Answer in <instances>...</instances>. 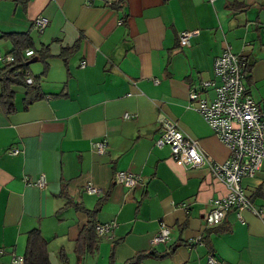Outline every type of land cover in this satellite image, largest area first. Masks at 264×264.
<instances>
[{
    "label": "crops",
    "instance_id": "crops-1",
    "mask_svg": "<svg viewBox=\"0 0 264 264\" xmlns=\"http://www.w3.org/2000/svg\"><path fill=\"white\" fill-rule=\"evenodd\" d=\"M38 16L48 19L41 29ZM181 31L192 32L189 46L178 43ZM13 33L32 41L19 52L34 59L25 67L33 81L0 78V264H20L13 258L35 228L51 264H62L61 251L66 264H119L139 251H154L140 264H210L208 256L264 264V160L241 179L251 201L241 219L230 207L204 227L225 184L158 143L164 115L215 163L228 158L187 95L212 93L201 81L219 83L214 59L228 48L245 65L244 90L264 108V0H0V55H14ZM103 137L98 154L92 143ZM118 170L136 175L135 185L116 183ZM41 173L43 187L35 184ZM86 183L101 193L83 192ZM62 191L83 209L98 205L96 222H115L81 258L74 239L87 214ZM161 223L168 239L152 244Z\"/></svg>",
    "mask_w": 264,
    "mask_h": 264
},
{
    "label": "built area",
    "instance_id": "built-area-1",
    "mask_svg": "<svg viewBox=\"0 0 264 264\" xmlns=\"http://www.w3.org/2000/svg\"><path fill=\"white\" fill-rule=\"evenodd\" d=\"M47 18L38 16L33 21L37 29L43 28ZM191 31H181L178 35V43L181 46H189ZM32 50H27L30 55ZM11 55H0V60L12 61ZM83 65V62L81 63ZM212 72L219 79V83L213 80H202L200 90H211L209 96L199 95L198 90H189L187 101L196 102V109L209 123L220 140L229 149L226 160L215 163L205 154L197 142L178 129L176 123L166 116L160 118L161 137L158 143L168 144L171 155L183 165L190 167L207 166L211 173L227 188V194L223 198L213 200L212 209L203 214L204 227H209L221 221L225 212L233 207L238 219H241L240 210L251 207V201L245 195L241 179L256 173L264 160V108L257 105L252 98L244 93L242 84V62L238 56L232 54L226 48L222 54L214 59ZM26 82L32 78L27 77ZM106 139L93 141L95 152L103 153ZM13 152H16L14 149ZM136 176V175H135ZM134 175L124 170L115 171L113 178L118 184L125 187H133L137 179ZM36 184L45 185V177L40 174ZM85 193L100 194L101 189L91 183L84 186ZM259 214L260 209H254ZM95 233L97 235H112L115 226L114 221L96 222ZM169 227L161 223L158 231L152 237V244L165 242L168 238ZM22 256L16 255L13 263H21ZM210 264H225L213 256H208Z\"/></svg>",
    "mask_w": 264,
    "mask_h": 264
},
{
    "label": "trees",
    "instance_id": "trees-1",
    "mask_svg": "<svg viewBox=\"0 0 264 264\" xmlns=\"http://www.w3.org/2000/svg\"><path fill=\"white\" fill-rule=\"evenodd\" d=\"M13 37L16 41L19 42V45L14 49V55L12 56L13 59L10 62L9 61L6 62V64H4L3 66H0V78L5 77V79L7 80L6 85L18 84V83H21L24 81L26 82L25 79L27 77L26 75L28 74L27 71L25 70V67L27 66V64H26L25 60H22V58H21L22 55L20 54L21 52H19V51L24 49L27 46H30L32 44V41L30 40V38L28 37L27 34L25 35V34L13 33ZM18 52H19V56L17 54ZM244 66H245L244 63L242 62V73L245 70ZM32 81H33V78L31 80V82ZM31 82H26V83L30 84ZM242 84H243V82H242ZM3 85L6 88V85L5 84H3ZM4 93L5 92H3L2 94H4ZM244 93L247 96H249V94L245 90H244ZM7 95H11V92H7ZM41 174H43V173H41ZM35 184H36V182H35ZM45 184H46V182H45ZM85 185H83V187H82L83 192H85V189H84ZM39 187H41V186H39ZM61 194L67 198V202H66L67 204H73L75 208H77V209L80 208L81 210H84L87 214L86 222L80 227V229L78 231V235L74 239L73 250L75 252L76 257L81 258L85 253H91L97 245V239H96V233H95V229H94L95 226L94 225L96 223L95 213L98 209V205L94 209H91V210L83 209V207L80 206L79 204L72 203L69 195L65 191H62ZM102 198H104V197H102ZM158 229H159V227H158ZM158 229H157V231H158ZM169 232H170V228H169ZM168 236H169V234H168ZM114 244H115V241L113 242L112 247L114 246ZM152 254H154V251H139V252L131 255L130 257H128L126 260H124L123 262H121L119 264H140L141 260L144 257H147V256L152 255ZM59 257L61 258L62 264H66V257L62 251L60 252ZM20 264H51L49 261V257H48L46 241L41 237L38 229H36V228L31 229L27 233L26 247H25V251L23 253L22 261ZM109 264H116V263L114 262V260L113 261L110 260Z\"/></svg>",
    "mask_w": 264,
    "mask_h": 264
},
{
    "label": "water",
    "instance_id": "water-1",
    "mask_svg": "<svg viewBox=\"0 0 264 264\" xmlns=\"http://www.w3.org/2000/svg\"><path fill=\"white\" fill-rule=\"evenodd\" d=\"M32 60H34V59H30V60H28V61H26V62L28 63V62H31Z\"/></svg>",
    "mask_w": 264,
    "mask_h": 264
},
{
    "label": "rangeland",
    "instance_id": "rangeland-1",
    "mask_svg": "<svg viewBox=\"0 0 264 264\" xmlns=\"http://www.w3.org/2000/svg\"><path fill=\"white\" fill-rule=\"evenodd\" d=\"M134 185H135V183H134ZM134 185H133V186H134ZM95 186H96V185H95ZM95 195H97V194H95Z\"/></svg>",
    "mask_w": 264,
    "mask_h": 264
}]
</instances>
